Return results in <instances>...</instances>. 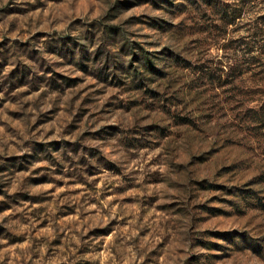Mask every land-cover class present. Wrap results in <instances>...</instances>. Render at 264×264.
<instances>
[{
    "label": "rangeland",
    "instance_id": "obj_1",
    "mask_svg": "<svg viewBox=\"0 0 264 264\" xmlns=\"http://www.w3.org/2000/svg\"><path fill=\"white\" fill-rule=\"evenodd\" d=\"M0 264H264V0H0Z\"/></svg>",
    "mask_w": 264,
    "mask_h": 264
}]
</instances>
